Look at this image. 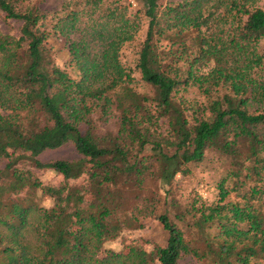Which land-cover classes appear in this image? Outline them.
<instances>
[{
	"label": "trees",
	"instance_id": "obj_1",
	"mask_svg": "<svg viewBox=\"0 0 264 264\" xmlns=\"http://www.w3.org/2000/svg\"><path fill=\"white\" fill-rule=\"evenodd\" d=\"M75 1L53 25L65 39L73 76L52 60L39 9L19 13V0H0V10L23 23L18 37L0 34V162L6 161L0 168V264H178L186 255L206 264H250L264 258V211L254 205L264 199L260 0H141L148 22L136 68L152 96L134 89L133 73L121 60L122 47L140 29L139 10L120 0ZM192 92L196 97L187 98ZM112 108L118 130L98 134L92 116L107 121ZM165 138L173 152L165 150ZM67 143L89 165L83 185L68 183L81 178L82 163L38 159ZM208 150L230 158L241 184L255 179L261 186L247 192L243 206L198 209L192 225L202 246L195 249L167 212L156 213L159 192L145 197L143 191L153 184L167 194L183 168L201 162ZM22 161L61 175L63 183L42 186L31 172L15 168ZM37 190L51 199L50 208L28 199ZM21 192L25 198L7 199ZM81 194L91 197L83 212ZM228 194L221 184L219 200ZM68 210H74L71 220L64 218ZM140 216L161 224L164 246L103 249L122 231L139 228ZM27 229L35 244L24 239Z\"/></svg>",
	"mask_w": 264,
	"mask_h": 264
},
{
	"label": "rangeland",
	"instance_id": "obj_2",
	"mask_svg": "<svg viewBox=\"0 0 264 264\" xmlns=\"http://www.w3.org/2000/svg\"><path fill=\"white\" fill-rule=\"evenodd\" d=\"M20 2L15 4L16 12L26 13L32 10L34 7L38 8L42 14L40 25L44 30L49 32V38L47 39L45 46L49 51L52 60L55 65L63 70H66L74 76L75 71L70 64V55L65 42L59 34H55L53 31V25L57 16L62 15L61 9L72 10L75 8V0H19ZM110 2V0H106ZM122 3L130 6L131 12H140V29L131 42L124 44L121 50V60L125 67L129 68L133 73L134 89L143 95L152 96L153 91L150 86L144 83L139 75V71L136 68L138 52L141 43L144 40L145 32L147 28V18L143 15L144 6L141 0H120ZM181 0H164L165 2L176 3ZM259 5L264 8V0H260ZM22 21L11 19L6 16L4 12L0 10V34L12 35L14 37L20 36ZM261 50L264 52V44ZM186 97L191 99L195 98L194 92L186 94ZM94 124L96 126V132L98 134L111 133L114 134L119 127V113L112 108V111L107 121H100L98 114L92 116ZM165 145V150L173 152L172 140L165 138L161 141ZM38 159L42 163L53 162L57 160H64L72 163H82L84 166L81 178L76 181H69L70 185L80 186L83 185L86 174L85 172L89 168L88 164H85L82 157L76 152L71 143H67L56 150H49L43 152ZM6 161L0 162V168L4 166ZM121 171L125 170L122 163L118 164ZM15 168L29 171L32 173L42 186L58 187L63 183L61 175L49 171V170H36L29 162L22 161ZM183 173L178 174L169 188V192L165 194V189L158 185L149 184L143 191V196H152L154 192L157 193V210L156 213L167 212V215L172 223L176 224L185 234L186 241L190 244L191 248L201 249L202 242L200 236L197 234L193 227L194 216H199L198 209L203 207L215 206L218 203L222 204H238L243 206L245 204L244 198L247 197V192L255 185L261 186V182L257 183L255 179L247 180L244 183H240L243 176H233L234 166L229 157L217 152L216 150H208L205 152V157L201 162H193L187 164L183 168ZM240 181V182H239ZM224 185V188L229 190L228 196L223 200H219V186ZM264 184V181L262 182ZM236 188V189H235ZM158 189V190H157ZM235 189V190H234ZM24 192V191H23ZM10 194L7 199L13 200L15 196L25 198V193ZM202 192V193H201ZM32 198L38 206L43 208H50L52 201L48 196L43 195L40 190L29 195L28 199ZM82 202L80 205V211L83 212L88 209L91 197L88 194L79 195ZM254 205L260 206V209L264 211V199L261 202H254ZM74 210H68L64 215V218L71 220L73 218ZM33 221H37L38 217H33ZM140 227L133 230H124L114 240L108 241L104 244L103 249L112 251L115 253H126L129 246H139L146 251H151L154 246H164L167 240V234L163 230L161 224L154 219V217L140 216L138 220ZM1 232L3 230H0ZM212 236L217 233L213 227L208 231ZM5 233V232H4ZM24 239L35 244V236L30 229L24 232ZM178 264H206V261L202 258H194L191 255L183 256ZM250 264H264V258H257L252 260Z\"/></svg>",
	"mask_w": 264,
	"mask_h": 264
},
{
	"label": "built area",
	"instance_id": "obj_3",
	"mask_svg": "<svg viewBox=\"0 0 264 264\" xmlns=\"http://www.w3.org/2000/svg\"><path fill=\"white\" fill-rule=\"evenodd\" d=\"M202 193V192H201Z\"/></svg>",
	"mask_w": 264,
	"mask_h": 264
}]
</instances>
